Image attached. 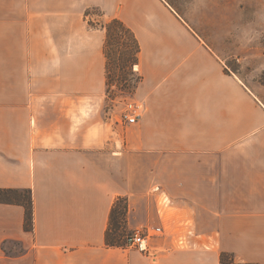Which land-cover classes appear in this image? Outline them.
<instances>
[{"label":"crops","instance_id":"crops-1","mask_svg":"<svg viewBox=\"0 0 264 264\" xmlns=\"http://www.w3.org/2000/svg\"><path fill=\"white\" fill-rule=\"evenodd\" d=\"M98 8L140 51L135 124L108 110ZM101 23V22H100ZM258 93V92H257ZM165 0H0V264H264V100ZM155 259L107 247L114 201Z\"/></svg>","mask_w":264,"mask_h":264},{"label":"rangeland","instance_id":"rangeland-1","mask_svg":"<svg viewBox=\"0 0 264 264\" xmlns=\"http://www.w3.org/2000/svg\"><path fill=\"white\" fill-rule=\"evenodd\" d=\"M166 1L218 55L225 59L227 68L248 88L258 92L257 94L264 100V0ZM100 17L95 11H90L88 19L105 23V19ZM134 67L132 75L126 73L130 86L128 89L115 82L118 69L111 70L115 83L108 91V97L114 96V100L132 98L134 86L139 81V75ZM116 106V111H119L121 106ZM117 232L120 236L132 233L125 223L121 224ZM228 259H232V256L228 255Z\"/></svg>","mask_w":264,"mask_h":264},{"label":"trees","instance_id":"trees-1","mask_svg":"<svg viewBox=\"0 0 264 264\" xmlns=\"http://www.w3.org/2000/svg\"><path fill=\"white\" fill-rule=\"evenodd\" d=\"M90 11H95L100 16L102 15L100 9L91 8L85 11V18H89ZM87 24L88 27L92 29L101 28L105 30L103 54L106 58V96L108 99L114 100V96L108 97V91L116 81L122 88L124 87V89H128L130 87L127 81L126 73L132 75L133 67L138 64V56L140 51L138 42L131 30L117 18L110 19L105 23L94 22L88 19ZM112 49H114V51H112ZM113 68L118 69L119 71V73L116 75L117 79L115 82H113V78L111 76V70ZM137 85H135L134 88H136ZM122 91L123 90H121V92ZM120 203H122V205H120ZM0 204L21 206L25 212L24 230L32 231L33 206L31 192L29 189L0 188ZM126 212V198H117L112 204L109 214L108 228L104 235V242L107 247H124L127 245V238L130 234L120 236V234L117 232L121 224L126 222ZM219 260L221 264L233 263V260L228 259V255L225 253H221Z\"/></svg>","mask_w":264,"mask_h":264},{"label":"built area","instance_id":"built-area-1","mask_svg":"<svg viewBox=\"0 0 264 264\" xmlns=\"http://www.w3.org/2000/svg\"><path fill=\"white\" fill-rule=\"evenodd\" d=\"M110 103L111 105L108 107V110L111 114L116 116L118 123L121 125L135 124L144 112V104L133 99L110 100ZM116 105L121 106L119 111H116ZM163 233V227L135 230L127 238L126 246L131 247L154 260L155 255L148 245V240L152 237L161 236Z\"/></svg>","mask_w":264,"mask_h":264}]
</instances>
